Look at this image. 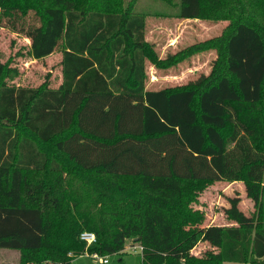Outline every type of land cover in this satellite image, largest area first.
<instances>
[{"label": "trees", "instance_id": "16d2710c", "mask_svg": "<svg viewBox=\"0 0 264 264\" xmlns=\"http://www.w3.org/2000/svg\"><path fill=\"white\" fill-rule=\"evenodd\" d=\"M137 2L0 0V19L32 14L20 30L34 59L63 49L56 89L7 84L0 62V249L19 264H71L129 241L142 248L135 264H264V0H179V18L229 25L169 63L215 49L209 76L157 91ZM219 181L243 182L255 216L231 199L237 225L205 230L185 185ZM202 240L217 254L189 255Z\"/></svg>", "mask_w": 264, "mask_h": 264}, {"label": "rangeland", "instance_id": "374dc122", "mask_svg": "<svg viewBox=\"0 0 264 264\" xmlns=\"http://www.w3.org/2000/svg\"><path fill=\"white\" fill-rule=\"evenodd\" d=\"M178 4L179 0H138L136 4L135 10L144 15L145 40L153 46V51L161 62V68H157L150 61H146V89L149 91L175 90L192 86L201 77L210 75L218 58L215 49L202 50L181 61L177 60L174 65H169L176 54L195 44L222 36L229 25L228 20L179 18ZM34 22L32 14L25 19L16 17L0 19V62L7 70L5 80L7 84L13 86L56 89L61 84L63 49L59 43L49 56L40 60L34 59L30 54V41L20 30L22 25ZM173 41H175L174 46L168 47ZM262 109H264V94ZM233 183L235 182L219 181L208 185H185L186 212L191 210L194 216L201 215V222H204L206 214L210 216L214 211L221 217L224 214L223 208L216 205L213 210L211 204L218 197L219 200L222 199L223 195H225L224 199L230 202L231 199H227L226 196L230 194L233 198L239 197L236 206L239 211L243 210L250 217L253 216L256 208L252 199L246 194L245 184L239 181L236 182L237 184ZM231 184L233 186L229 188ZM243 201H247L245 203L251 206L254 212H246L248 205L243 204ZM228 221L218 224L220 227L229 226L230 222L237 225L236 221ZM130 246L131 243L127 241L121 254L106 256L108 263H103L102 259H95L84 253L75 257L71 264H117L119 258H123L124 264H135L139 255L138 252H133ZM218 251L219 249L212 242L202 240L189 251V255L206 257L209 253ZM19 260L18 250L0 249V264H19ZM224 264L240 263L226 262Z\"/></svg>", "mask_w": 264, "mask_h": 264}, {"label": "crops", "instance_id": "0c3cea01", "mask_svg": "<svg viewBox=\"0 0 264 264\" xmlns=\"http://www.w3.org/2000/svg\"><path fill=\"white\" fill-rule=\"evenodd\" d=\"M174 44H175V41H173L172 43L170 42L169 45H168V47H173ZM146 90H147V89H146ZM148 91H149V90H148ZM233 184H237V183L235 182V183H233ZM233 184H231L229 188H232ZM230 190H231V189H230ZM222 192L225 193V191H222ZM228 194H229V193H228ZM224 196H225V195H223V196H222V199H220V200H219V197H218L217 200H216L214 203L211 204V207H212L213 210H214V208H215L216 205H217V206H220L221 208H223V211H224L223 216L220 217L218 214L215 213V211H214V212L212 213V215H210V216H208V215L206 214L207 217H205V219L203 220L204 222H201V224H200V226H199L200 228L207 230V229H209V228H213V227H220V225H219L218 223L229 222L228 220H231L230 218H228L227 214L225 213V211L228 210V209L230 208L231 204H230V202H228V200H225V199H224ZM226 196H227V199H237V198H239V197H237V196H235V197L233 198V196L230 195V194H229V195H226ZM237 200H238V199H237ZM245 202H247V201H243V204H245V205L247 206L248 204H246ZM204 204H205V203H204ZM209 206H210V204H209ZM209 206H208V207H209ZM209 208H210V207H209ZM212 209H211V210H212ZM246 210H247L246 212H249V213L254 212L253 208L251 209V206H249V205H248V207H247ZM240 211H241L246 217H250L249 215H247V214L245 213V211H243V210H240ZM208 217H210V218H208ZM229 226H236V224H233V223L230 222V225H229ZM221 227H223V226H221ZM214 254H217V252L214 253Z\"/></svg>", "mask_w": 264, "mask_h": 264}, {"label": "built area", "instance_id": "2783aa9c", "mask_svg": "<svg viewBox=\"0 0 264 264\" xmlns=\"http://www.w3.org/2000/svg\"><path fill=\"white\" fill-rule=\"evenodd\" d=\"M80 240L83 241L86 246H90L92 244H94L96 242V237L93 233H90V232H83L81 235H80ZM133 252H138L141 253V250L142 248L138 245H134V246H130L129 247ZM91 257L95 258V259H102V262L103 263H108V259L105 257V258H101L99 257L97 254H93L91 255Z\"/></svg>", "mask_w": 264, "mask_h": 264}]
</instances>
